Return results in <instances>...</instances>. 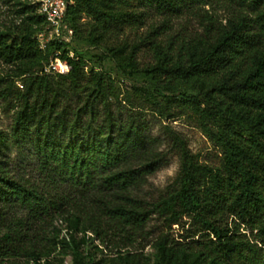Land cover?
I'll list each match as a JSON object with an SVG mask.
<instances>
[{
    "label": "trees",
    "instance_id": "trees-1",
    "mask_svg": "<svg viewBox=\"0 0 264 264\" xmlns=\"http://www.w3.org/2000/svg\"><path fill=\"white\" fill-rule=\"evenodd\" d=\"M11 1L19 7V22L12 32H0V60L9 67L0 76L1 95L16 104L10 141L31 148L37 180L14 173L3 157L7 137L1 135L0 264H64L68 256L72 264H103L87 249L90 235L101 244L111 234L130 242L153 215L169 230L194 229L187 239L204 233L196 245L161 236L153 264H264V10L198 38L164 43L155 28L130 45L116 42L119 32L142 23L149 10L165 16V23L209 0H66L74 36L89 18L85 41L105 48L123 77L146 80L147 87L133 88L135 97L163 120L187 114L222 153V167H211L182 134L165 126L180 159V179L175 190L148 202L142 188L169 159L150 135L142 109L131 108L124 118L114 80L86 70L72 42L52 40L40 50L37 35L46 23L37 4ZM143 47L154 64H139ZM57 58L70 72L45 74ZM58 221L65 229L55 226ZM241 225L258 231L254 240L240 233ZM126 247H117L106 264H141L122 253Z\"/></svg>",
    "mask_w": 264,
    "mask_h": 264
},
{
    "label": "rangeland",
    "instance_id": "rangeland-1",
    "mask_svg": "<svg viewBox=\"0 0 264 264\" xmlns=\"http://www.w3.org/2000/svg\"><path fill=\"white\" fill-rule=\"evenodd\" d=\"M18 9L19 7L16 6V2L0 0V32L7 33L14 30V25L19 22ZM143 9L136 7L134 10L143 11ZM262 10H264V0H259L256 3H250V0H209L205 5L202 4L197 7L195 11L170 17V21L165 23V16L156 13V11L149 10L146 19L142 23L133 27H125L123 31L119 32L116 42H124L130 45L137 44L141 37L155 28H159L158 41H163L164 43L169 38L177 37L179 40L198 38L204 35L205 30L210 29L214 32L235 17L247 16L250 19H256L259 11ZM90 26L91 20L84 17L78 29L77 27L75 28L76 35L71 40L72 49L83 58L86 63V70L94 69L111 76L120 94L124 118L129 109H133L134 107L142 109L150 124V135L159 139L161 143L160 149L166 151L168 154V164L151 175L148 178V182L142 188L141 195L143 198L148 202L157 201L175 190L179 183L180 159L178 154L171 150L170 138L165 129L167 125H170L188 140L190 150L199 157L201 162L214 168H221L223 158L220 149L203 133L193 118L184 114L173 120H163L154 115L147 104L135 97L133 88L147 87L146 80L139 76L123 77L117 71L114 61L105 55V48L99 49L89 45L84 39V34ZM116 42L109 41L108 45ZM138 61L141 66L155 63L153 53L145 47L141 48L138 52ZM8 70L9 67L0 60V76ZM17 86L21 88V83H18ZM16 110L15 102L8 103L2 98L0 84V136L7 137V143L2 153L3 157L16 175L35 182L37 180V161L33 156L31 148L29 146L18 147L10 141L11 127ZM224 222H226V219H224ZM55 226L58 229H65V224L60 221L56 222ZM194 231L189 226L183 230L178 225L173 226L172 230H169L163 219L157 215H153L144 230L141 233L133 235L130 242L111 234L106 238L104 244H101L99 240L90 235L93 241L87 249L96 256V263L105 260L103 264H106L110 263V258L116 257L117 247L127 244L128 247L121 249L123 254L130 253L137 256V260H140L141 264H153L154 244L161 236L169 234L184 244L196 245L197 241L200 240V235L204 233H200L195 238L187 239L186 237L192 235ZM240 233L246 234L250 240H254L258 235V231H254L251 234L246 225H241ZM65 234L66 231H63V235ZM93 245L97 246L98 250L92 249ZM13 263L26 264L25 259H19ZM5 264H9V262ZM64 264H72V257L68 256Z\"/></svg>",
    "mask_w": 264,
    "mask_h": 264
},
{
    "label": "built area",
    "instance_id": "built-area-1",
    "mask_svg": "<svg viewBox=\"0 0 264 264\" xmlns=\"http://www.w3.org/2000/svg\"><path fill=\"white\" fill-rule=\"evenodd\" d=\"M34 4H37L38 13L46 23L45 29L37 35L40 50L45 51L47 44L52 40L59 39L70 43L74 37V30L66 22L69 2L66 0H34ZM43 72L49 75L65 76L70 72V67L57 58L50 60Z\"/></svg>",
    "mask_w": 264,
    "mask_h": 264
}]
</instances>
